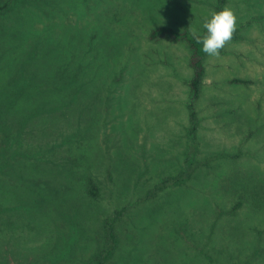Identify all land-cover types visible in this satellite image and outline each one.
Returning <instances> with one entry per match:
<instances>
[{"label": "rangeland", "instance_id": "obj_1", "mask_svg": "<svg viewBox=\"0 0 264 264\" xmlns=\"http://www.w3.org/2000/svg\"><path fill=\"white\" fill-rule=\"evenodd\" d=\"M225 7L236 31L219 58L201 48L191 133V48L148 36L201 35ZM0 209V264H86L106 219L105 264H264V0H13Z\"/></svg>", "mask_w": 264, "mask_h": 264}, {"label": "trees", "instance_id": "obj_2", "mask_svg": "<svg viewBox=\"0 0 264 264\" xmlns=\"http://www.w3.org/2000/svg\"><path fill=\"white\" fill-rule=\"evenodd\" d=\"M13 0H6L0 3V15L10 7ZM186 32H174L171 29L166 28H156L149 33L148 38L150 40L157 39L159 37H168L174 40H185L188 43V46L191 48V60H190V67L192 69V76L190 81L188 82L189 90H190V101L187 105L188 109V117L189 122L191 124L190 132L193 133L195 130L193 125L195 126V115L193 111V102L197 100L199 95V89L201 85V80L203 76V68L200 65V58H201V48L203 47L202 44L197 43L196 39L191 35L190 37L185 34ZM206 34V30L200 35L204 36ZM200 49V50H199ZM199 51V52H198ZM237 82V81H234ZM186 177V176H185ZM186 178H183L182 174H176L172 177H163L158 183H156L152 190L147 193V197L154 196V191H159L167 186H176L181 185ZM86 193L90 194L91 197L95 196V187L87 183L86 186ZM1 210V209H0ZM0 224L2 228L6 230V227L10 224L7 220L4 222L0 220ZM111 219H106L103 222V241L98 250L97 254L94 255L86 264H105L110 257L112 256L113 252L117 248V236L113 230Z\"/></svg>", "mask_w": 264, "mask_h": 264}, {"label": "clouds", "instance_id": "obj_3", "mask_svg": "<svg viewBox=\"0 0 264 264\" xmlns=\"http://www.w3.org/2000/svg\"><path fill=\"white\" fill-rule=\"evenodd\" d=\"M237 18L234 12L225 7L220 12L212 13L211 19L203 23L206 34L200 36L191 29L197 43L202 44V51L209 57L219 58L221 50L231 43L236 31Z\"/></svg>", "mask_w": 264, "mask_h": 264}]
</instances>
